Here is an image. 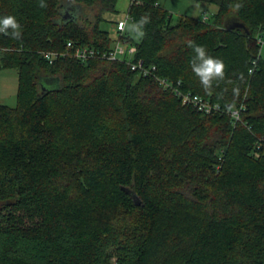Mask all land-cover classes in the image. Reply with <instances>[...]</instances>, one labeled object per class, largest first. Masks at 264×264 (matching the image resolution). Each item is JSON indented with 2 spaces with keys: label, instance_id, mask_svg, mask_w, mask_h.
<instances>
[{
  "label": "trees",
  "instance_id": "16d2710c",
  "mask_svg": "<svg viewBox=\"0 0 264 264\" xmlns=\"http://www.w3.org/2000/svg\"><path fill=\"white\" fill-rule=\"evenodd\" d=\"M161 1L130 5L131 24L151 20L141 39L120 36L119 0H0L22 32L0 35V73H18L17 106L0 104V264H264V0H193L213 21L175 20ZM119 40L152 76L68 48ZM190 41L226 65L212 95ZM156 77L222 112L183 106Z\"/></svg>",
  "mask_w": 264,
  "mask_h": 264
},
{
  "label": "built area",
  "instance_id": "2783aa9c",
  "mask_svg": "<svg viewBox=\"0 0 264 264\" xmlns=\"http://www.w3.org/2000/svg\"><path fill=\"white\" fill-rule=\"evenodd\" d=\"M137 0H131V4L135 3ZM208 17L205 16L204 20H206ZM129 20L131 21L129 15L125 20H120L118 22V31L120 32V36L123 35V33L127 30L129 25ZM124 25V27H121V25ZM258 44L262 47L264 46V37H260L258 40ZM68 48L74 49V57L80 61H88L95 58H101L104 60H108L111 62L116 61H127L128 65L131 67V69L134 72H137L141 74L144 78L152 76L155 71V67L150 69L146 68L144 65V61H135V55L137 53V50L134 46H127L125 43H123L121 40H119L112 51L109 52H100L95 49L89 48V47H74L73 43L68 44ZM57 55L53 53H47L45 54V57L50 60L51 63H53V60L55 59ZM256 64V63H254ZM252 72V71H251ZM155 80L160 83V85L165 90L172 91L176 97L180 98L182 105L188 108H193L196 111L202 113L203 115H216L222 112L221 106L217 103H213L210 100H206L198 95L193 94L192 92H183L178 87H175L169 80L162 79L156 77ZM178 85H181L179 83ZM244 110V107L235 108L233 111L235 113H238V117L234 116L233 113H230V116L233 119V124H236L240 122L241 120V113ZM257 154L256 156L260 155V151L264 152V141L260 140L257 142Z\"/></svg>",
  "mask_w": 264,
  "mask_h": 264
},
{
  "label": "clouds",
  "instance_id": "9594fccd",
  "mask_svg": "<svg viewBox=\"0 0 264 264\" xmlns=\"http://www.w3.org/2000/svg\"><path fill=\"white\" fill-rule=\"evenodd\" d=\"M39 6L41 8L47 7L43 0H41ZM242 6L239 2L230 5L233 12H238ZM150 22V17L145 15L140 17L137 22L128 26V29L135 33L138 38L143 39L146 35L144 31L145 26ZM121 27H124V25L122 24ZM0 35L10 36L14 40H20L22 38L21 25L14 16L6 15L0 17ZM189 47L194 52V56L190 62L191 70L199 79L205 94L212 95L215 87L219 86V82H223L226 79V65L222 59L211 56L203 46L195 45L190 41ZM228 83H232V81H228ZM232 91L234 95H239V88H233ZM233 108L234 106L226 105V111L238 117V113H235Z\"/></svg>",
  "mask_w": 264,
  "mask_h": 264
},
{
  "label": "rangeland",
  "instance_id": "374dc122",
  "mask_svg": "<svg viewBox=\"0 0 264 264\" xmlns=\"http://www.w3.org/2000/svg\"><path fill=\"white\" fill-rule=\"evenodd\" d=\"M66 1V0H65ZM162 6L167 9L177 20L180 16L187 15L196 19L204 20L207 16L210 21H213L214 15L217 13L215 6L199 5L193 0H162ZM131 5V0H119L118 10L120 13L115 19L125 20L128 16V9ZM131 21L129 20V26ZM110 32L113 35L117 34L115 25L112 26ZM261 57L264 60V46L261 50ZM58 80H45L46 87L51 90L59 88ZM17 92H18V73L16 70H3L0 73V104L6 105L10 108L17 106Z\"/></svg>",
  "mask_w": 264,
  "mask_h": 264
},
{
  "label": "water",
  "instance_id": "95a60500",
  "mask_svg": "<svg viewBox=\"0 0 264 264\" xmlns=\"http://www.w3.org/2000/svg\"><path fill=\"white\" fill-rule=\"evenodd\" d=\"M236 28H245V26L243 24H236L234 26L228 27L229 30H234Z\"/></svg>",
  "mask_w": 264,
  "mask_h": 264
},
{
  "label": "crops",
  "instance_id": "0c3cea01",
  "mask_svg": "<svg viewBox=\"0 0 264 264\" xmlns=\"http://www.w3.org/2000/svg\"><path fill=\"white\" fill-rule=\"evenodd\" d=\"M262 50V49H261Z\"/></svg>",
  "mask_w": 264,
  "mask_h": 264
}]
</instances>
